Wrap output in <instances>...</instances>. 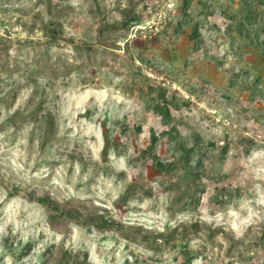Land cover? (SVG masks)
Returning a JSON list of instances; mask_svg holds the SVG:
<instances>
[{
    "label": "rangeland",
    "instance_id": "1",
    "mask_svg": "<svg viewBox=\"0 0 264 264\" xmlns=\"http://www.w3.org/2000/svg\"><path fill=\"white\" fill-rule=\"evenodd\" d=\"M82 262L264 264V0H0V264Z\"/></svg>",
    "mask_w": 264,
    "mask_h": 264
},
{
    "label": "trees",
    "instance_id": "2",
    "mask_svg": "<svg viewBox=\"0 0 264 264\" xmlns=\"http://www.w3.org/2000/svg\"><path fill=\"white\" fill-rule=\"evenodd\" d=\"M151 29H152V28H151ZM156 111H157V110H156ZM159 166H160V169H162V170L165 169V167H166L165 164L162 165V164H160V163H159ZM79 264H86V262H82V263H79Z\"/></svg>",
    "mask_w": 264,
    "mask_h": 264
}]
</instances>
